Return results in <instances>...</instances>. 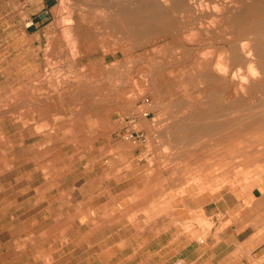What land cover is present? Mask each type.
Here are the masks:
<instances>
[{
	"label": "rangeland",
	"instance_id": "obj_1",
	"mask_svg": "<svg viewBox=\"0 0 264 264\" xmlns=\"http://www.w3.org/2000/svg\"><path fill=\"white\" fill-rule=\"evenodd\" d=\"M82 1L0 0V264H86L113 238L127 264H264V60L234 45L262 42L264 0Z\"/></svg>",
	"mask_w": 264,
	"mask_h": 264
},
{
	"label": "bare ground",
	"instance_id": "obj_2",
	"mask_svg": "<svg viewBox=\"0 0 264 264\" xmlns=\"http://www.w3.org/2000/svg\"><path fill=\"white\" fill-rule=\"evenodd\" d=\"M65 1V0H64ZM86 1V0H85ZM85 1H82V2H85ZM96 1V0H95ZM94 1V2H95ZM108 1V0H107ZM111 1V0H110ZM113 1V0H112ZM116 1H118V0H116ZM121 0H119V2H120ZM141 1V0H140ZM147 2H148V0H146ZM171 1V2H170ZM169 2H170V4H171V6H172V10L174 11V12H176V13H179V12H186L185 14L186 15H188V13H192V12H197V10L199 9V5H197L201 0H199V2H197V1H195V0H170ZM207 1V0H206ZM205 1V2H206ZM251 1V0H250ZM249 1V2H250ZM254 1V0H253ZM70 2H71V0H70ZM89 2H90V0H89ZM99 2V1H98ZM100 2H102V1H100ZM104 2H105V0H104ZM119 2H116L117 4H115V5H118V4H120ZM125 2H126V0H125ZM136 2V1H135ZM143 2V1H142ZM145 2V1H144ZM235 2V1H234ZM69 3V2H68ZM72 3V2H71ZM92 3V2H91ZM105 3H108V2H105ZM111 3V2H110ZM115 3V2H114ZM113 3V4H114ZM121 3H123V1H121ZM138 3V2H137ZM154 3V2H153ZM200 3H202V2H200ZM208 3V2H207ZM211 3V2H210ZM217 3V2H216ZM215 3V5L214 6H219V5H217ZM253 3V2H252ZM94 4H96V3H94ZM101 4V3H100ZM109 4V3H108ZM148 4V3H147ZM155 4V3H154ZM214 4V3H213ZM212 4V5H213ZM236 4V3H235ZM70 5V4H69ZM97 5V4H96ZM95 5V6H96ZM139 5H140V3H139ZM158 6H160L159 4H157ZM201 5V4H200ZM207 5H209V4H207ZM206 5V6H207ZM220 5H222V4H220ZM74 6V5H73ZM72 6V7H73ZM101 6V5H100ZM120 6H121V4H120ZM119 6V7H120ZM123 6V5H122ZM141 6V5H140ZM162 6V5H161ZM224 6V5H223ZM226 6H227V4H226ZM91 7V6H90ZM89 7V8H90ZM99 7V6H98ZM110 7V6H109ZM113 7V6H112ZM124 7H127L128 8V6H124ZM130 7H132V6H130ZM129 7V8H130ZM142 7V6H141ZM150 7H152V5L150 4ZM154 7V6H153ZM201 8H204L202 5L200 6ZM209 6H207V8H208ZM215 7V8H216ZM249 7H250V4H249ZM75 8V7H74ZM77 8V7H76ZM97 8V7H96ZM140 8V7H139ZM138 8V9H139ZM145 8V7H144ZM148 8V7H147ZM146 8V9H147ZM214 8V9H215ZM226 8H228V7H226ZM233 8V7H232ZM239 8V7H238ZM91 9H93V6L91 7ZM102 9V8H101ZM111 10H112V8H110ZM115 11L117 10V8L115 9V8H113ZM131 9V8H130ZM130 9H128V10H130ZM133 9V8H132ZM132 9H131V13H133L132 12ZM146 9H144V10H146ZM152 9V8H151ZM151 9H148L149 11L151 10ZM165 9V8H164ZM169 9V8H168ZM219 9H221V8H219ZM94 10V9H93ZM92 10V11H93ZM99 10H100V7H99ZM99 10H97L96 11V9H95V12H99ZM121 10H125V8H122L121 7ZM121 10L119 11V9L117 10V11H119L120 12V14H121V17H123L122 16V13L124 12H122L121 13ZM154 10V9H153ZM153 10H151V11H153ZM155 10H157V9H155ZM155 10L153 11V16H155V14L157 13V12H155ZM161 10H163V7H162V9ZM160 9L158 10V11H161ZM171 10V9H170ZM210 10V9H209ZM217 10H218V7H217ZM116 11V12H117ZM126 11V10H125ZM137 11V10H136ZM138 11H141V10H138ZM138 11L137 12H135V14L136 13H138ZM151 11H150V13H151ZM166 11H168V10H166ZM202 11H203V9H202ZM219 11V10H218ZM231 11V10H230ZM237 11H238V9H237ZM239 11H241V10H239ZM238 11V12H239ZM71 12V11H70ZM101 12H102V10H101ZM110 12V11H109ZM108 12V13H109ZM142 12V11H141ZM141 12H140V14H141ZM146 12V11H145ZM164 12V11H163ZM201 12V11H200ZM227 12H228V10H227ZM244 12H245V10H244ZM252 12L253 13H255L256 14V16H258L259 18H261V20L262 21H264V5H262V4H260V5H255L254 4V8L252 9ZM251 12V13H252ZM103 13V12H102ZM118 13V12H117ZM115 14V15H119V14ZM150 13H149V15H150ZM167 13V12H166ZM171 13H173L172 11H171ZM231 13V12H230ZM232 13H234V12H232ZM240 13H242V11L240 12ZM71 14V13H70ZM93 14V13H92ZM91 14V15H92ZM95 14V13H94ZM128 14V13H127ZM126 14V15H127ZM168 14V13H167ZM167 14H166V16H167ZM170 14V13H169ZM228 14H229V12H228ZM238 14V13H237ZM96 15V14H95ZM128 15H131V14H128ZM142 15V14H141ZM201 15V14H200ZM240 15V14H239ZM72 16V15H71ZM97 16V15H96ZM108 16H110L109 14H108ZM139 16V15H138ZM146 16H147V14H146ZM164 16H165V13H164ZM172 16V15H171ZM234 16H235V14H234ZM248 16V15H247ZM253 16V15H252ZM255 16V15H254ZM255 16V17H256ZM68 17V16H67ZM93 17V16H92ZM101 17V16H100ZM103 17V16H102ZM113 17V16H112ZM145 17V16H144ZM144 17H142V19L144 20V21H142L143 23L145 22V18ZM150 17H151V19H152V15H150ZM157 17V16H156ZM160 17H161V15H160ZM197 17V16H196ZM212 17V16H211ZM231 17V16H230ZM66 18V17H65ZM69 18H70V16H69ZM73 18V17H72ZM159 18V17H158ZM219 18V17H218ZM228 18V17H227ZM248 18V17H247ZM263 18V19H262ZM60 19V18H59ZM75 19V18H74ZM130 19V18H129ZM150 19V20H151ZM153 19H154V21H158V20H156L154 17H153ZM152 19V20H153ZM161 19V18H160ZM167 19V18H166ZM175 19H177V18H175ZM255 19H257V18H255ZM114 20V19H113ZM117 20V19H116ZM165 20V19H164ZM178 20V19H177ZM209 20H211V19H209ZM245 20H246V18H245ZM110 21V20H109ZM130 21V20H129ZM160 21V20H159ZM176 21V20H175ZM213 21V20H212ZM219 21V20H218ZM252 21V20H251ZM254 21H256V20H254ZM262 21H260V22H262ZM70 22V21H69ZM85 22V21H84ZM98 22V21H97ZM101 22V21H100ZM112 22V21H111ZM114 22H116V21H114ZM121 22V21H120ZM122 22H124V21H122ZM148 22H149V19H148ZM153 22V21H152ZM151 22V23H152ZM162 22H164L163 21V19H162ZM172 23H173V21H171ZM211 22V21H210ZM215 22V21H214ZM258 22H259V20H258ZM117 23V22H116ZM129 23V22H128ZM153 23H155L156 24V22H153ZM161 23V22H160ZM168 23V22H167ZM170 23V22H169ZM202 23V22H201ZM211 23H213V22H211ZM256 23V22H255ZM70 24V23H69ZM74 24V23H73ZM79 24V23H78ZM105 24V23H104ZM127 24V23H126ZM133 24V23H132ZM135 24V23H134ZM146 24V23H145ZM150 24V23H149ZM161 24H163V23H161ZM186 24H187V21H186ZM219 24V23H218ZM239 24V23H238ZM66 25V24H65ZM137 25H139V23L137 24ZM146 25H148V24H146ZM164 25V24H163ZM175 25V24H174ZM179 25V24H178ZM189 25V24H188ZM68 26V25H67ZM113 26V25H112ZM114 26H116L115 24H114ZM125 26V25H124ZM140 26V25H139ZM139 26H137V28L139 27ZM150 26V25H149ZM156 26H158V25H156ZM168 26V25H167ZM190 26V25H189ZM225 26V25H224ZM101 27V26H100ZM119 27V26H118ZM163 27V26H162ZM164 27H165V25H164ZM175 27L177 28V25H175ZM221 27V26H220ZM249 27V26H248ZM70 27L68 26V28L67 29H69ZM72 28H73V26H72ZM80 28V27H79ZM127 28V27H126ZM142 28V27H141ZM159 28H161L160 27V24H159V27H158V29ZM213 28V27H212ZM233 28V27H232ZM253 28V27H252ZM259 28V27H258ZM257 28V29H258ZM263 28V27H262ZM74 29V28H73ZM73 29H72V31H73ZM99 29H101V28H99ZM157 29V28H156ZM157 29V31H159ZM174 29V28H173ZM180 29V28H179ZM223 29V28H222ZM228 29V28H227ZM115 30V29H114ZM143 30V29H142ZM178 30V29H177ZM196 30V29H195ZM224 30V29H223ZM255 30H256V28H255ZM97 31V30H96ZM99 31V30H98ZM147 31V30H146ZM150 31V30H149ZM174 31H176V30H174ZM193 31V30H192ZM261 30H258V32H260ZM69 32V31H68ZM119 32V31H118ZM177 32V31H176ZM205 32H207V31H205ZM239 32H241V31H239ZM252 32H254V31H252ZM257 32V31H256ZM256 32H254V34H255V36L257 37V35H256ZM258 32H257V34H258ZM70 33V32H69ZM96 33V32H95ZM187 33V32H186ZM226 33V32H225ZM71 34V33H70ZM119 34V33H118ZM121 34H122V32H121ZM158 34V33H157ZM185 34V33H184ZM210 34V33H209ZM212 34V33H211ZM260 34H264V33H260ZM72 35V34H71ZM152 35V34H151ZM206 35V34H205ZM220 35V34H219ZM229 35V34H228ZM244 35V34H243ZM100 36V35H99ZM112 36V35H111ZM114 36V35H113ZM143 36V35H142ZM141 36V37H142ZM218 36V35H217ZM246 36V35H245ZM249 37L248 39H249V41H248V39H246V38H238L237 37V39L235 40V44L234 45H236V46H240L241 48H242V52H244L245 54H248V56L250 55H255V60L254 61H256V62H262V60H264V39L262 40V42H260V43H256L257 41H254L255 39H256V37ZM115 37H118V36H115ZM123 37H125V36H123ZM122 37V38H123ZM149 37H151V36H149ZM243 37V36H242ZM81 38V37H80ZM112 38V37H111ZM145 38V37H144ZM228 38V37H227ZM226 38V39H227ZM84 39V38H83ZM126 39V38H125ZM124 39V40H125ZM148 39V38H147ZM159 39V38H158ZM157 39V40H158ZM205 39V38H204ZM209 39V38H208ZM259 39V38H258ZM132 40V39H131ZM149 40H151V38L149 39ZM231 40V39H230ZM244 40H246L247 42H244ZM101 41H103V39L101 40ZM100 41V42H101ZM123 40H121V42H122ZM126 41V40H125ZM127 41H129L130 42V40H127ZM163 41V40H162ZM205 41V40H204ZM208 41V40H207ZM129 42H127V43H129ZM188 42V41H187ZM201 42V41H200ZM139 43H141V42H139ZM232 43V42H231ZM142 44V43H141ZM102 45V44H101ZM207 45V44H206ZM211 45V44H210ZM104 46V45H103ZM140 46V45H139ZM187 46V45H186ZM160 47H162V46H160ZM207 47V46H206ZM211 47V46H210ZM217 47V46H216ZM225 47V46H224ZM104 48V47H103ZM108 48V47H107ZM159 48V47H158ZM202 48V47H201ZM203 48H205V47H203ZM208 48V47H207ZM212 48H214V47H212ZM225 48H227V47H225ZM232 48V47H231ZM206 49V48H205ZM211 49V48H210ZM233 49V48H232ZM157 50V49H156ZM192 50H194V49H192ZM204 50V49H203ZM207 50V49H206ZM213 50V49H212ZM218 50V49H217ZM165 51V50H164ZM198 51V50H197ZM208 51V50H207ZM213 51H215V50H213ZM220 51V50H219ZM219 51H217L218 53H219ZM227 51H229L228 49H227ZM226 51V52H227ZM202 52H205V51H202ZM209 52V51H208ZM222 52H225V51H222ZM207 52H205L204 54H206ZM210 53V52H209ZM212 53V52H211ZM217 53V54H218ZM174 54V53H173ZM201 54V53H200ZM217 54H215L216 56H218V55H220V53L217 55ZM222 54V53H221ZM223 54H225V55H229V54H231V53H223ZM201 55H203V53L201 54ZM210 55V54H209ZM75 56V55H74ZM139 56V55H138ZM172 56V55H171ZM190 56V55H189ZM137 57V56H136ZM203 57V56H202ZM220 57V56H219ZM227 57V56H226ZM225 57V58H226ZM153 58V57H152ZM221 59V58H220ZM227 59L229 60V58L227 57ZM231 59V58H230ZM240 59V58H239ZM245 59H246V57H245ZM159 60V59H158ZM161 60V59H160ZM225 60V59H224ZM153 61V60H152ZM155 61V60H154ZM253 60H250V62H252ZM75 62V61H74ZM149 62H150V60H149ZM162 62V61H161ZM174 62V61H173ZM223 62V61H222ZM226 62V61H225ZM229 62V61H228ZM238 62H241V61H238ZM249 62V61H248ZM248 62H246V64L245 65H249L248 64ZM145 63V62H144ZM147 63V62H146ZM145 63V64H146ZM213 63V62H212ZM230 63V62H229ZM131 64V63H130ZM137 64V63H136ZM159 64H161V63H159ZM164 64V63H163ZM172 64V63H171ZM216 64V63H215ZM215 64H213V65H215ZM232 64V63H231ZM150 65V64H149ZM166 65V64H165ZM168 65V64H167ZM218 65H219V60H218ZM232 65H234V64H232ZM153 66V65H152ZM263 66V65H262ZM158 67V66H157ZM216 67H218L217 65H216ZM221 67H223V66H221ZM221 67H218V69H220ZM238 67H240V68H242L241 66H238ZM248 67V66H247ZM198 68V67H197ZM200 68V67H199ZM249 68V67H248ZM253 68L254 67H252V71H255L257 68H255L254 70H253ZM263 68V67H262ZM213 69H215V68H213ZM223 69V68H222ZM225 69V68H224ZM223 69V70H224ZM243 69V68H242ZM250 69V68H249ZM249 69H247V72L249 71ZM260 69V68H259ZM258 69V70H259ZM159 69H157V71H158ZM222 70V71H223ZM236 70H237V68H236ZM235 70V71H236ZM161 71H162V69H161ZM160 71V72H161ZM167 71V70H166ZM226 71V70H225ZM242 70H240V72H241ZM250 71H251V69H250ZM252 71H251V73H252ZM194 72V71H193ZM205 72V71H204ZM218 72V71H217ZM263 72V71H262ZM157 73V72H156ZM174 73V72H173ZM229 73H232V72H229ZM236 73H239V72H236ZM246 73V72H245ZM250 73V72H249ZM248 73V74H249ZM255 73V72H254ZM256 73H257V71H256ZM264 73V72H263ZM220 74H222V73H220ZM240 74V73H239ZM247 73H246V75H248ZM164 75V74H163ZM205 75V74H204ZM224 75V74H223ZM228 75V74H227ZM242 75H244V74H241V77H242ZM258 75V74H257ZM159 76V75H158ZM217 76H219V75H217ZM226 76V75H225ZM224 76V77H225ZM239 77H240V75H238ZM237 76V77H238ZM251 76V75H250ZM252 76H254V74H252ZM261 76V75H260ZM183 77V76H182ZM238 77V78H239ZM240 77V78H241ZM247 77V76H246ZM256 77V76H255ZM153 78V77H152ZM200 79V78H199ZM205 79V78H204ZM219 79V78H218ZM222 79V78H221ZM246 79V78H245ZM170 80V79H169ZM183 80V79H182ZM192 80V79H191ZM216 80V79H215ZM229 80V79H228ZM234 80V79H233ZM240 80V79H239ZM244 80V79H243ZM251 80V79H250ZM255 80V79H254ZM227 81V80H226ZM256 81V80H255ZM160 82V81H159ZM171 82V81H170ZM194 82V81H193ZM241 82V81H240ZM246 82V81H245ZM180 83V82H179ZM199 83H200V85H201V83L202 82H200L199 81ZM183 84V83H182ZM251 85V84H250ZM261 85V84H260ZM263 86V85H262ZM74 87H75V85H74ZM222 87V86H221ZM247 87V86H246ZM253 87H255V86H253ZM76 88V87H75ZM181 88V87H180ZM183 88V87H182ZM225 88H227V87H225ZM224 88V89H225ZM229 88V87H228ZM241 88V87H240ZM77 89V88H76ZM78 90V89H77ZM261 90V89H260ZM212 91V90H211ZM237 90L235 89V92H236ZM77 92V91H76ZM75 92V93H76ZM80 92V91H79ZM213 92V91H212ZM252 92V91H251ZM250 92V93H251ZM254 92V91H253ZM60 94V93H59ZM82 94V93H81ZM173 94V93H172ZM210 94V93H209ZM236 94H237V96L238 95H240V94H238V92H236ZM244 94H247L246 92L244 93ZM72 95H76V94H74V93H72ZM78 95V94H77ZM253 95V94H252ZM256 95V94H255ZM259 95V94H258ZM160 96V95H159ZM250 96V95H249ZM59 97H60V95H59ZM78 97V96H77ZM224 97V96H223ZM238 97H240V96H238ZM226 98V97H225ZM228 99V98H227ZM248 100V99H247ZM251 100V99H250ZM241 101V100H240ZM239 103V102H238ZM242 103V102H241ZM250 103H252V102H250ZM227 104V103H226ZM234 104H235V101H234ZM255 104H257V102L255 103ZM225 106V105H224ZM228 108V107H227ZM233 109V108H232ZM237 109H239V108H237ZM237 109H236V111H237ZM197 110H198V108H197ZM200 110H201V108H200ZM239 111V110H238ZM237 111V113H239V112H241V111H239L238 112ZM232 112H234V109H233V111ZM243 113V112H242ZM245 113V112H244ZM250 113V112H249ZM248 114V113H247ZM251 115V114H250ZM253 115H254V113H253ZM258 115V114H257ZM244 116H246V115H244ZM259 116H260V114H259ZM258 116V117H259ZM262 116H264V115H262ZM255 117H256V115H255ZM251 118H254V117H251ZM260 118H261V116H260ZM263 118V117H262ZM246 119V118H245ZM250 119V118H249ZM235 121H236V119H235ZM251 121V120H250ZM261 121V120H260ZM221 123V122H220ZM213 125V124H212ZM214 125H215V123H214ZM220 125V124H219ZM250 125H252V124H250ZM211 127V126H210ZM215 127V126H214ZM252 127V126H251ZM216 129V128H215Z\"/></svg>",
	"mask_w": 264,
	"mask_h": 264
},
{
	"label": "crops",
	"instance_id": "obj_3",
	"mask_svg": "<svg viewBox=\"0 0 264 264\" xmlns=\"http://www.w3.org/2000/svg\"><path fill=\"white\" fill-rule=\"evenodd\" d=\"M253 194L254 195H264V192L262 191L261 193H258L257 191H254ZM216 209L217 210L212 212V214L210 216H217L219 214L220 208H216ZM248 239L243 240L246 243V245H249L251 242V240H248ZM220 242L221 241H217L215 244H219ZM100 243H101V241H99V243L97 245L98 247H100ZM263 245H264V242L259 244L258 246H256L255 250L261 248ZM188 246H190V245H184L183 247H181L178 250V253H181V255H182L181 258H179V260L184 261V262H187L186 260H189V262L192 264L201 263V259L203 258V255H204V253L201 252V249H197L200 252L198 251L197 254L195 256H193V259L191 260L189 258V255H190L189 250L190 249H188ZM227 246H230V244ZM103 247H104V251L101 250V251H103V254L98 253L97 256L89 257L91 254L89 252V256H88L86 264H122V263H120L121 261H125V263L127 264L128 262L133 261L134 258H136V255H133L130 257H124V258L120 257V260L117 262V258H119V257H117V239H115V238H113V241H107V244L104 245ZM233 254H234V252H231L219 261H218L217 257H210V259L204 263H214L215 261H218L221 264H233V262H232L233 261ZM152 256H153V253H152V255L149 256V258H152ZM149 261H150V259H149Z\"/></svg>",
	"mask_w": 264,
	"mask_h": 264
},
{
	"label": "built area",
	"instance_id": "obj_4",
	"mask_svg": "<svg viewBox=\"0 0 264 264\" xmlns=\"http://www.w3.org/2000/svg\"><path fill=\"white\" fill-rule=\"evenodd\" d=\"M33 23V21H32ZM145 104L150 103V98L145 97L144 99ZM151 115V111L147 110L146 108L142 107L139 113H134L127 117L126 121V129H125V137L131 141H145L147 139L146 132L143 129L137 127V123L140 117H147Z\"/></svg>",
	"mask_w": 264,
	"mask_h": 264
},
{
	"label": "water",
	"instance_id": "obj_5",
	"mask_svg": "<svg viewBox=\"0 0 264 264\" xmlns=\"http://www.w3.org/2000/svg\"><path fill=\"white\" fill-rule=\"evenodd\" d=\"M41 17H44V13H42Z\"/></svg>",
	"mask_w": 264,
	"mask_h": 264
}]
</instances>
